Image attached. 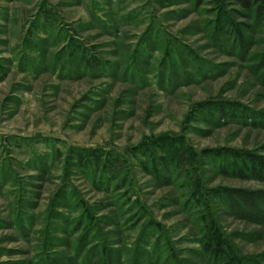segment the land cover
I'll return each mask as SVG.
<instances>
[{
	"label": "rangeland",
	"instance_id": "374dc122",
	"mask_svg": "<svg viewBox=\"0 0 264 264\" xmlns=\"http://www.w3.org/2000/svg\"><path fill=\"white\" fill-rule=\"evenodd\" d=\"M221 6L0 0V264H83L89 227L121 264H207L211 218L264 264V225L219 197L264 192L236 157L264 162V19Z\"/></svg>",
	"mask_w": 264,
	"mask_h": 264
},
{
	"label": "trees",
	"instance_id": "16d2710c",
	"mask_svg": "<svg viewBox=\"0 0 264 264\" xmlns=\"http://www.w3.org/2000/svg\"><path fill=\"white\" fill-rule=\"evenodd\" d=\"M217 2V5L219 6H237L242 11H245L246 13H254L257 18L264 19V0H215ZM221 6V7H222ZM224 8V7H223ZM237 155V154H236ZM242 156V157H241ZM238 158H246L244 161L239 162L244 165V169L246 170V175L250 177H258L261 174L264 176V167L257 169L258 163L262 164L264 162H261L257 160V162L254 160V157H252V154L244 153L240 156H236ZM80 164L83 163V159H81ZM83 160V161H82ZM248 161V162H247ZM238 162V163H239ZM247 162V164H246ZM254 165H256V169L254 168ZM247 167V168H246ZM260 167V166H259ZM261 173V174H260ZM242 174V173H241ZM260 174V175H258ZM243 175V174H242ZM219 197L226 198L227 201H229L228 206L233 209L237 213V216L241 217L242 219H249L255 223H259L261 225H264V210L262 209L261 205L264 204V192H245V191H232V190H223L221 194H219ZM263 206V205H262ZM84 212V211H83ZM82 212V213H83ZM207 224H209L210 227V234L207 236V242L212 245V251L209 255H207L206 262L207 264H242V259H238L236 255L231 254L230 251L227 253H223L220 251L219 244H223V240L221 238V235L216 234V231L214 228H216L215 221L213 218H211ZM87 227L90 226V224H86ZM158 224L155 223H148L144 228L142 234H144V237L148 238V242L146 243L144 239L142 238L141 234V243L145 246H152L157 244V241L161 239V231H154L153 227H157ZM93 227V226H92ZM90 228V227H89ZM89 228L84 231L82 237L80 238V249L79 255L83 254V264L90 263V260L92 257H96V264H121L119 260V253L118 250H113L106 241L102 238V236L98 233L96 228L92 231L90 235ZM147 231V234H146ZM149 232H153L150 235L149 238ZM214 233V235L212 234ZM157 236L155 240L152 243V236ZM217 236V238H216ZM162 239H164L165 247H164V253L165 258L168 259H176V254L172 251V249L168 246L167 239H165L162 236ZM92 240L96 242H91ZM222 240V242H221ZM91 243H94L92 246L86 248ZM214 243V245H213ZM218 245V247H216ZM156 247V246H155ZM139 250V249H138ZM137 251V250H136ZM134 253V250H133ZM236 256V257H235ZM209 259V260H208ZM176 260H174L175 262ZM172 262L171 264H173Z\"/></svg>",
	"mask_w": 264,
	"mask_h": 264
}]
</instances>
